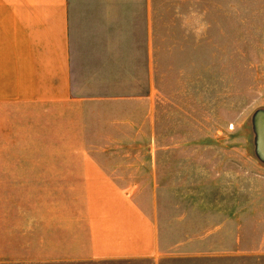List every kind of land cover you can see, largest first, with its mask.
Segmentation results:
<instances>
[{
    "label": "rangeland",
    "instance_id": "1",
    "mask_svg": "<svg viewBox=\"0 0 264 264\" xmlns=\"http://www.w3.org/2000/svg\"><path fill=\"white\" fill-rule=\"evenodd\" d=\"M132 33L108 83L134 95L147 87V66ZM155 48L153 98L8 114L0 168L78 164L92 150L130 195L161 209L172 243L185 239L176 225L219 226L192 238L214 251L206 262L264 264V0H157ZM107 71L89 84L107 82ZM24 191L0 183L1 237L18 233Z\"/></svg>",
    "mask_w": 264,
    "mask_h": 264
},
{
    "label": "crops",
    "instance_id": "2",
    "mask_svg": "<svg viewBox=\"0 0 264 264\" xmlns=\"http://www.w3.org/2000/svg\"><path fill=\"white\" fill-rule=\"evenodd\" d=\"M156 28L157 0H0V124L21 109L153 98ZM125 30L137 31L129 43L147 66V87L134 95L108 83L123 60ZM105 70L107 82L89 84ZM79 153L78 164L0 168V183L25 190L18 233L0 235V264H209L214 251L192 238L217 235L219 226L205 234L203 225L188 233L176 225L185 239L172 243L158 206L130 195L94 151ZM76 154L72 148L66 155ZM232 247L235 256V241Z\"/></svg>",
    "mask_w": 264,
    "mask_h": 264
}]
</instances>
